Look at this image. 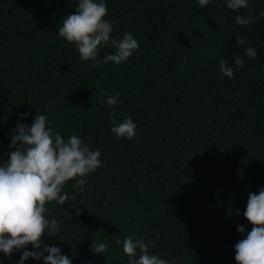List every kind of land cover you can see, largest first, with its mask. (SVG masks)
<instances>
[{"label": "trees", "instance_id": "16d2710c", "mask_svg": "<svg viewBox=\"0 0 264 264\" xmlns=\"http://www.w3.org/2000/svg\"><path fill=\"white\" fill-rule=\"evenodd\" d=\"M105 3L111 34L129 31L139 43L118 65L82 60L57 35L77 0H0V160L17 121L30 125L37 110L63 137L76 133L100 149L102 166L86 184L64 188L74 202L46 204L60 230L42 238L72 264H127L115 243L125 236L155 240L149 250L174 264H237V225L252 227L243 216L247 193L264 186V0L236 11L224 0ZM237 14L254 20L236 24ZM116 93L119 104L108 105ZM113 117H131L135 136L112 133ZM98 240L108 243L104 253L92 251ZM18 259L0 253L2 264Z\"/></svg>", "mask_w": 264, "mask_h": 264}, {"label": "clouds", "instance_id": "9594fccd", "mask_svg": "<svg viewBox=\"0 0 264 264\" xmlns=\"http://www.w3.org/2000/svg\"><path fill=\"white\" fill-rule=\"evenodd\" d=\"M208 2L198 0L201 6ZM224 3L228 9L236 11L247 8L249 0H224ZM76 9L64 16L57 35L72 43L82 60L118 65L139 48L133 33L125 31L119 38L111 34L113 27L105 18L108 12L105 0H77ZM234 20L236 24L247 25L254 17L237 14ZM236 40L238 44L245 43L239 34ZM107 46L114 51L100 56L99 50ZM244 52L248 57L257 55L251 45L246 46ZM243 63L241 57H235L236 65ZM218 67L225 76H233V67L223 58ZM105 102L110 106L119 104V93L107 95ZM28 115L27 111L19 113L20 117ZM53 124L48 114L39 110L30 125L18 120L10 133L7 160H0V253L11 259L14 252H19L15 264H25L29 258L42 260L44 264H72L58 245H50L42 238L45 234L56 236L60 230L57 218L50 214L46 204L74 202L73 194L64 191L67 182L73 181L72 187L83 186L86 177L102 166L99 148H90L76 133L63 137L60 131L54 130ZM136 129L137 124L131 117L119 121L112 118L110 130L118 138L132 139ZM79 190L82 192L83 188ZM247 195L243 216L252 227L245 233V227L237 225L242 236L234 244V259L237 264H264V186L256 192L248 191ZM236 211L239 213V209ZM115 243L121 245L127 255V264H174L173 260L149 250L155 240L125 236ZM91 247L95 253H104L108 243L93 241Z\"/></svg>", "mask_w": 264, "mask_h": 264}]
</instances>
